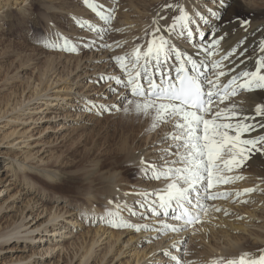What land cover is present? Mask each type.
I'll list each match as a JSON object with an SVG mask.
<instances>
[{"label": "rangeland", "instance_id": "obj_1", "mask_svg": "<svg viewBox=\"0 0 264 264\" xmlns=\"http://www.w3.org/2000/svg\"><path fill=\"white\" fill-rule=\"evenodd\" d=\"M93 2L96 11L84 0H0V234L20 231L18 239L0 238V263L176 264L171 259L176 256L182 264H204L207 241L215 242L221 228H226L219 221L237 222L231 219L236 208L243 209L253 199L264 202V191L252 187L250 193L237 194L236 179L214 183L209 190L214 198H201L206 211L198 222L184 227L177 223L176 233L164 227L176 224L169 222L174 221L172 214L163 216L155 192L163 191L170 181L145 176L139 160L162 164V150L175 151L174 141L161 142L173 126L152 129V117L136 113L128 100L140 98L129 93L122 83L128 74L117 60L118 67L113 63L127 45V28L133 29L123 28L125 38L119 39L117 30L126 25L121 15L139 19L141 13L133 12L135 5L150 10L155 2ZM240 2L257 8L264 0ZM199 6L192 12L196 18L187 14V28L183 21L173 22L172 33L187 51L212 38L216 16L209 9L222 8L219 0H203ZM98 13L111 18L104 21ZM236 14L246 16L243 9ZM202 15L203 21L197 23ZM21 17L35 24L19 30L16 23ZM191 30L193 39L185 34ZM196 31L203 37L200 43ZM65 39L75 45V51L63 47ZM20 60L28 62L22 66ZM88 153L91 156L81 160ZM233 171L220 175L244 174ZM109 212L140 230L113 227Z\"/></svg>", "mask_w": 264, "mask_h": 264}, {"label": "snow or ice", "instance_id": "obj_2", "mask_svg": "<svg viewBox=\"0 0 264 264\" xmlns=\"http://www.w3.org/2000/svg\"><path fill=\"white\" fill-rule=\"evenodd\" d=\"M84 2L96 11L93 0H84ZM219 3L222 7L226 6V0H219ZM209 12L212 16L217 15L211 9ZM100 15L104 20L111 18V16ZM177 19L183 21L184 27L187 28L189 20L187 13ZM239 22L242 26L248 23L243 20ZM160 31V28L156 29V32ZM188 34L192 35L191 32ZM221 39L223 37H219L216 43H219ZM63 47L66 50L69 48L72 51L76 50L75 45H70L67 39L64 40ZM260 50L264 53V46ZM169 51H176V49L168 44L167 39L160 36L154 38L149 43L147 51L143 53V65H140L142 54L139 48L134 51V57L131 59L120 56L115 59L119 62L120 68L128 74L125 86L131 85L130 94L142 98L135 102L128 100V104L134 106L138 115L152 117V129H156L161 124L173 126V131L166 134L161 142L174 141L175 151L171 147L163 149L161 155L163 163L160 165L148 164L143 160L141 164L145 176L150 174L151 179L170 181L162 194L158 193L160 207L171 208L174 205V210H178L174 219L183 220L184 224L180 227H184L198 222L200 213L206 211L200 201L201 198H214L209 193L214 183H228L232 179H243L242 176L220 175L222 171L231 172L234 168L243 167L257 153L264 155V136L249 138L246 135L255 131L257 126L264 128V124L257 125L255 116H247L237 110L239 105L235 102H232L230 108L219 109V103L238 95L237 89L241 91H250L253 88L264 89V55L258 59L255 71L244 72L243 79L239 82L236 77H232L221 89L219 78L225 76V72H216L213 74L215 79H211L206 73L200 71V66L195 61L189 62L196 75L189 74L181 64L174 79L164 77L163 73L159 80L149 78L147 67L152 58L159 61L161 54L166 55ZM176 56L177 59L180 58L178 51ZM129 65L132 70L140 66L144 71H135L133 75ZM214 67L219 65L216 64ZM138 78L146 79L147 88L139 82ZM254 111L256 116H264V104H257ZM167 156H175L176 159L168 160ZM253 190L245 189L244 191ZM108 215L112 217L108 222L113 227H136L137 231L140 230L138 226L118 219L115 213L109 212ZM164 227L171 231L179 230L177 225L165 224ZM171 259L176 261V264H182L176 256H172ZM227 264H264V254L251 257L250 254L245 253L238 260L227 261Z\"/></svg>", "mask_w": 264, "mask_h": 264}, {"label": "bare ground", "instance_id": "obj_3", "mask_svg": "<svg viewBox=\"0 0 264 264\" xmlns=\"http://www.w3.org/2000/svg\"><path fill=\"white\" fill-rule=\"evenodd\" d=\"M131 2L135 3V0H130V3ZM154 2L155 5L150 10H147V8L141 10L137 8L138 7L137 5H135L136 8L133 10V12L137 11L141 13V15L138 16L139 19L133 20L127 14H123V17L121 15V18L123 19V22L126 23V25L122 26L120 29L117 30L118 33L116 34H120L119 39L122 40L123 38H125V35L122 34L121 32L123 28L132 27L133 29L127 28L128 31L127 36L129 37V39L126 40L127 41L126 47L123 50H120L121 51L119 53L120 57H128L129 59H131L134 57V51L137 48H139L142 54L140 65H143L142 64V62H144L143 53L147 51L149 43L154 38L163 36L165 39L168 40V44L171 47L176 49L178 52L182 51L180 53L187 62L195 61L197 65L204 64L206 67L210 68L211 70L209 71L210 74L209 78L215 79L213 75L214 73L219 71H224L226 75L220 77L219 82L223 80L232 79V77H236L237 81L239 82L240 80L243 79L242 74L244 72H252V69L257 64L258 59L262 55H264V53H261L260 50L261 47L264 46V2L260 3L257 8H253L252 6L241 4L240 0H230V1H226V6H223L222 8H218V9L215 8L214 10L212 9V11L217 13L216 17L214 16L216 18V23H214L213 26L211 27L212 28L211 30L213 32L212 38L208 42H205V44L200 48L189 51L185 50V48H183L182 45L180 46L178 44V39H179L178 36L173 35L172 33L173 22H175V20L182 14L184 13L192 14L194 8L199 9L200 7L199 3L203 2V0H158V1L154 0ZM168 5H172L173 7L169 8L167 7ZM237 9H243V11L246 12V16H238L236 14ZM196 12L198 14V10H196L195 13ZM250 12L252 13L250 14ZM144 14H146L145 20H143ZM194 16L195 14L193 15V18H196ZM97 17H101V15H98ZM2 19L3 18L1 17L0 23ZM203 19L204 16L202 15L197 23L203 21ZM240 20L247 21L248 23L242 26L241 23L239 22ZM135 21L137 24L134 23ZM225 21H226L225 24L227 25L223 26V23ZM16 24H17L16 28L22 30L27 26L32 27L35 24V22H33L32 20H26L25 18L21 17L18 23ZM187 24L189 23L187 22ZM157 28H160L161 31L156 32ZM191 33H193V30H191ZM199 33L200 32L198 31V34ZM6 34H9L8 30L6 31ZM132 36H135L134 37L135 39H133ZM144 37L146 38L144 39ZM219 37H223V39L219 40V43H216V40ZM158 42L159 40L157 39V43ZM181 42L183 45H185V43H183V40ZM168 54L172 55L170 51L168 52ZM113 56L115 57V54L111 55L110 61L113 60ZM215 61L217 62L219 61L218 63H216L219 65V67H214ZM125 62L127 63V60ZM26 63H23L20 60V65L24 66ZM113 63L115 64L116 67H118L115 58ZM22 66L20 67L23 68ZM116 67L114 68L113 71H117ZM139 68L142 67L138 66L137 69L132 70L131 65H129V70L132 71L133 75L135 74V71H138ZM127 79L128 78L124 80L123 78L122 80L124 86L126 85ZM116 80L117 82L121 81L120 79H116ZM232 102L237 103L239 105V108L237 110L242 111L245 115L255 116V122L257 123V125L264 124V116H256L254 111L257 104H264V89L253 88L250 91H241L240 94L238 93V95L234 97L227 98L224 104H219V109L230 108ZM214 110H218V109H214ZM246 135L249 138L264 136V128L257 126L255 131L248 133ZM123 150L125 151L126 149ZM91 154L88 153L81 160H85L87 157L91 156ZM139 161L141 162V159ZM78 164L80 163L74 162V165H78ZM102 164L105 165L106 161H103ZM234 170L236 172L237 171L244 172V174L243 173L239 174L237 172L234 175H232L233 177L234 176L243 177V179L241 180L236 179L239 182L237 185L235 184L236 190H238L236 192L237 194L238 192L244 191L245 189H249L252 187H256L255 188L256 190L260 189L261 191H264V155L257 153L253 155L252 158L248 160L243 167L234 168ZM232 172L234 171H231V173ZM46 175L50 179L53 180L58 179V176L55 174L46 173ZM216 187H215L216 190L221 189V187L219 186L217 188ZM209 190L212 191V189ZM112 192H114L113 188L112 189L110 188L108 190V194H112ZM255 192L257 193V191ZM158 193L162 194V191L158 190L155 192V196H157V198H158ZM230 197L228 198L229 200ZM242 198L243 197H240V200ZM157 200L159 201V198ZM249 201L246 202L244 206H242L243 209H241L240 207L236 208L238 212L234 214L235 215L234 217L231 216V219L237 220V222H233V221L228 222L224 220L219 221L220 225L226 226V228H221V230L219 229L220 230L219 233H221V235H219V237L217 236L218 238L217 237L215 238L216 239L215 242L207 241L209 245L208 246L209 249L204 250L205 252V257L203 259L204 264H214V262H218V264H227V261L238 260L239 257L245 253L250 254L251 257H257L260 254H264V202L263 200L262 202L261 200L255 201V199L251 200L250 202ZM121 203H124V201H122ZM206 203H209V201L206 200ZM226 205L227 203L224 206ZM155 208L156 207H153V209ZM162 210H164V208H162ZM167 210H169L168 215H170L171 214L170 208H168ZM242 213L245 214L244 217L241 216ZM43 222H45V220L42 221L41 224ZM169 222L174 223V221L171 220ZM174 224L177 225V222H175ZM39 225H36L32 229H30V232L36 229ZM233 231L235 232L241 231L243 232V234L238 233L236 235V233H233ZM173 232L176 233L175 231ZM19 233L20 231L13 230L12 232L9 233L0 234V238H5L6 241L11 238L18 239ZM176 236L177 235L175 234V237ZM218 242H220V244H218ZM89 250L90 247L89 249L86 250L84 249L83 252L84 254L82 256L84 257L88 255ZM146 253L144 254V256H142V258L146 256ZM33 254H37V252H34ZM5 263L7 262L0 264H5Z\"/></svg>", "mask_w": 264, "mask_h": 264}]
</instances>
